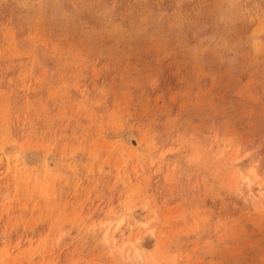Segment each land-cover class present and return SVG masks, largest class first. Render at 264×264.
Masks as SVG:
<instances>
[{
  "label": "rangeland",
  "instance_id": "1",
  "mask_svg": "<svg viewBox=\"0 0 264 264\" xmlns=\"http://www.w3.org/2000/svg\"><path fill=\"white\" fill-rule=\"evenodd\" d=\"M0 264H264V0H0Z\"/></svg>",
  "mask_w": 264,
  "mask_h": 264
}]
</instances>
